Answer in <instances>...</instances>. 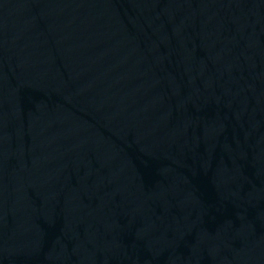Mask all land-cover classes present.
<instances>
[{
    "label": "water",
    "instance_id": "95a60500",
    "mask_svg": "<svg viewBox=\"0 0 264 264\" xmlns=\"http://www.w3.org/2000/svg\"><path fill=\"white\" fill-rule=\"evenodd\" d=\"M0 264H264V0H0Z\"/></svg>",
    "mask_w": 264,
    "mask_h": 264
}]
</instances>
